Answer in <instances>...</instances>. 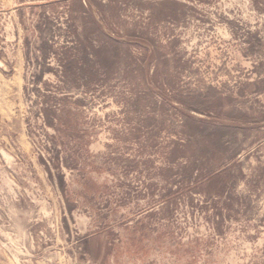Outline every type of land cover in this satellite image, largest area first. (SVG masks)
<instances>
[{
	"label": "rangeland",
	"instance_id": "obj_1",
	"mask_svg": "<svg viewBox=\"0 0 264 264\" xmlns=\"http://www.w3.org/2000/svg\"><path fill=\"white\" fill-rule=\"evenodd\" d=\"M0 264H264V0H0Z\"/></svg>",
	"mask_w": 264,
	"mask_h": 264
}]
</instances>
